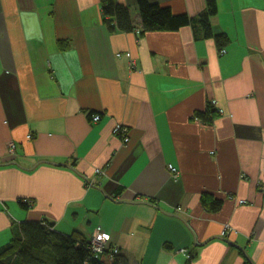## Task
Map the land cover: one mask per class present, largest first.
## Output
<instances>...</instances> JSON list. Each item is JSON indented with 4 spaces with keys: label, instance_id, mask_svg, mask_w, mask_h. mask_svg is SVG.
Instances as JSON below:
<instances>
[{
    "label": "crops",
    "instance_id": "obj_1",
    "mask_svg": "<svg viewBox=\"0 0 264 264\" xmlns=\"http://www.w3.org/2000/svg\"><path fill=\"white\" fill-rule=\"evenodd\" d=\"M139 1L115 0L124 32L101 0H0V247L45 221L129 264H243L230 243L264 264V0H216L223 54L190 27L141 35Z\"/></svg>",
    "mask_w": 264,
    "mask_h": 264
},
{
    "label": "trees",
    "instance_id": "obj_2",
    "mask_svg": "<svg viewBox=\"0 0 264 264\" xmlns=\"http://www.w3.org/2000/svg\"><path fill=\"white\" fill-rule=\"evenodd\" d=\"M101 11L103 20L120 31L132 32L136 28L129 9L115 0H101ZM138 11L141 35L146 32H174L190 27L194 39L213 40L219 52L230 43L226 33H215L211 25L210 20L218 11L216 0H205V10L195 16L174 14L169 7L145 0L138 2ZM212 115L213 112L207 110L198 116L210 123ZM201 204L210 212H216L221 207V201L208 195L202 196ZM28 206L22 203L24 209ZM15 234L10 242L0 247V264H129L115 246L106 244L101 253H95L88 243L91 237L79 231L60 233L45 221H24ZM243 264L249 262L245 260Z\"/></svg>",
    "mask_w": 264,
    "mask_h": 264
},
{
    "label": "built area",
    "instance_id": "obj_3",
    "mask_svg": "<svg viewBox=\"0 0 264 264\" xmlns=\"http://www.w3.org/2000/svg\"><path fill=\"white\" fill-rule=\"evenodd\" d=\"M225 51L222 50L219 53L223 54ZM214 105L215 103L212 102ZM99 120V116H93L92 121L97 122ZM31 138V136H28V139ZM127 140V139H126ZM169 170L175 171L176 169L173 168V166L168 165ZM109 241V236L101 232L99 229L91 236L90 238V246L91 250L95 253H100L103 249V247L107 244ZM182 252L186 255V251L182 250Z\"/></svg>",
    "mask_w": 264,
    "mask_h": 264
},
{
    "label": "water",
    "instance_id": "obj_4",
    "mask_svg": "<svg viewBox=\"0 0 264 264\" xmlns=\"http://www.w3.org/2000/svg\"><path fill=\"white\" fill-rule=\"evenodd\" d=\"M14 164V163H13ZM5 165H7V164H0V167H2V166H5ZM15 165V164H14ZM231 245H233L236 249H238L239 251H242L243 253H244V256H245V258H246V260L249 262V264H254L251 260H250V258L247 256V254L242 250V248H240L239 246H237V245H235V244H233V243H230Z\"/></svg>",
    "mask_w": 264,
    "mask_h": 264
},
{
    "label": "rangeland",
    "instance_id": "obj_5",
    "mask_svg": "<svg viewBox=\"0 0 264 264\" xmlns=\"http://www.w3.org/2000/svg\"><path fill=\"white\" fill-rule=\"evenodd\" d=\"M11 240H12V237H11L10 241H11ZM10 241H8V242H10ZM8 242H7V243H8ZM88 243H89V246H90V244H91V243H90V240L88 241ZM107 244H109V242H107ZM90 247H91V246H90ZM103 248H104V247H103ZM115 248H116V247H115ZM102 250H103V249H102ZM101 252H102V251H101ZM101 252H100V253H101Z\"/></svg>",
    "mask_w": 264,
    "mask_h": 264
}]
</instances>
